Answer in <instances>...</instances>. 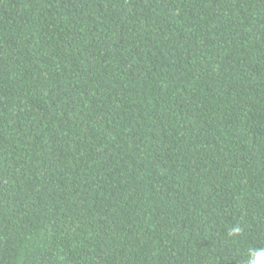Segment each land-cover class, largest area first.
<instances>
[{"label":"trees","instance_id":"1","mask_svg":"<svg viewBox=\"0 0 264 264\" xmlns=\"http://www.w3.org/2000/svg\"><path fill=\"white\" fill-rule=\"evenodd\" d=\"M250 248L264 0H0V264H247Z\"/></svg>","mask_w":264,"mask_h":264},{"label":"clouds","instance_id":"2","mask_svg":"<svg viewBox=\"0 0 264 264\" xmlns=\"http://www.w3.org/2000/svg\"><path fill=\"white\" fill-rule=\"evenodd\" d=\"M241 228L236 225L228 229V236H238ZM247 264H264V248H250L248 250Z\"/></svg>","mask_w":264,"mask_h":264}]
</instances>
